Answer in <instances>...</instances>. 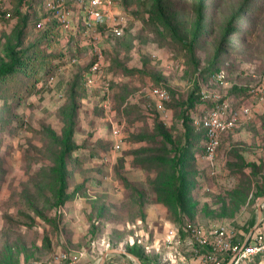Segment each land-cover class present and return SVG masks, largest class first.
<instances>
[{
  "label": "rangeland",
  "instance_id": "374dc122",
  "mask_svg": "<svg viewBox=\"0 0 264 264\" xmlns=\"http://www.w3.org/2000/svg\"><path fill=\"white\" fill-rule=\"evenodd\" d=\"M116 1L123 32L102 37L108 98L85 83L91 49L37 27L42 0H0V71L23 55L39 77L0 84V264H56L62 251L99 264L112 248L125 252L103 264H164L170 225L246 230L263 209L261 104L251 99L253 116L223 135L213 161L195 122L212 106L196 88L217 72L232 103L264 80V0L248 10L245 0H204L201 25L202 0ZM153 86L169 93L165 111L153 105Z\"/></svg>",
  "mask_w": 264,
  "mask_h": 264
},
{
  "label": "built area",
  "instance_id": "2783aa9c",
  "mask_svg": "<svg viewBox=\"0 0 264 264\" xmlns=\"http://www.w3.org/2000/svg\"><path fill=\"white\" fill-rule=\"evenodd\" d=\"M27 0H24L26 3ZM42 12L37 20V27L59 29L65 34L74 47H89L91 61L85 71V83L88 87H98L109 98L110 82L102 79L105 55L102 37L112 34L119 36L123 29L118 19L120 11L116 0H42ZM34 7L36 4H33ZM21 11L24 7L20 8ZM11 17V13H6ZM68 59L72 63L80 61L78 55ZM55 75L49 76V83ZM226 83V74L223 70L211 78L208 86H201L200 98L203 102H210L212 106L205 111L195 123L203 129L205 134L204 154L208 160L217 157L218 149L225 133L235 129L248 118L253 116L254 104L251 99L264 108V80L251 85L245 95L236 97L234 103L229 98H223L220 86ZM150 96L155 108L165 111V102L169 99L168 91L162 86H153ZM107 98V100H108ZM114 150H119L123 139L118 127L113 126ZM262 214L256 224L248 231L232 228L229 224L221 223L214 226L191 225L167 227L163 245L166 253L163 256L164 264H187L186 256L182 253L184 246L201 264H264V203ZM79 259L65 251L55 256L56 264L64 262L75 264Z\"/></svg>",
  "mask_w": 264,
  "mask_h": 264
},
{
  "label": "trees",
  "instance_id": "16d2710c",
  "mask_svg": "<svg viewBox=\"0 0 264 264\" xmlns=\"http://www.w3.org/2000/svg\"><path fill=\"white\" fill-rule=\"evenodd\" d=\"M22 1V0H21ZM157 2L158 5H162V0H155ZM251 0H245L243 5H242V9H246L248 10V4ZM204 0L201 1V5L197 11V21L198 23L201 25L205 19L204 16V12H203V7H204ZM159 8V7H158ZM241 10V9H240ZM152 12V11H151ZM43 31L47 33H49V31H52V28L48 27V28H44ZM33 58L32 57H28V56H15L13 58L12 63L7 66L5 69L0 71V84H3L5 82H9L11 81V79H13V77L19 75H22L23 77L27 78V79H31V84L34 85L36 83V81L39 79L38 77V64H35L33 62ZM51 69H49L48 67L46 68V72H50ZM53 74V72L51 71L49 73V75ZM200 87L197 86L196 90H199ZM248 87L245 88H240L237 91L238 95H245L247 93ZM198 95V100H200V95L199 93H197ZM201 134L203 135V139H205V134L203 129H201ZM225 135V134H224ZM69 142H67V147H68ZM205 146V145H204ZM187 147H185L183 149V151L186 149ZM205 150V147H204ZM64 173H62V181H64ZM254 225H251L250 227H248L246 230L244 231H248L251 227H253Z\"/></svg>",
  "mask_w": 264,
  "mask_h": 264
},
{
  "label": "water",
  "instance_id": "95a60500",
  "mask_svg": "<svg viewBox=\"0 0 264 264\" xmlns=\"http://www.w3.org/2000/svg\"><path fill=\"white\" fill-rule=\"evenodd\" d=\"M261 214H262V208H261V204L259 203V205H258V218L261 216ZM258 221V220H257ZM113 252H118V253H121V252H125L123 249H107L104 253H103V255H102V257H101V260H100V263L99 264H103L104 263V261H105V259H106V256L109 254V253H113ZM132 255V254H131ZM135 259H136V261H138V263H140V264H142L141 263V261L138 259V257H135V256H133Z\"/></svg>",
  "mask_w": 264,
  "mask_h": 264
}]
</instances>
